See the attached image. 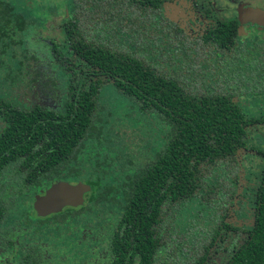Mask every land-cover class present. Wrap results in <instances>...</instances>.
I'll list each match as a JSON object with an SVG mask.
<instances>
[{
	"label": "trees",
	"instance_id": "trees-1",
	"mask_svg": "<svg viewBox=\"0 0 264 264\" xmlns=\"http://www.w3.org/2000/svg\"><path fill=\"white\" fill-rule=\"evenodd\" d=\"M34 1L0 0V82L25 106L0 100V224L23 222L30 241L74 251L67 264H84L83 244L96 246L98 264H204L217 237L235 229L225 220L236 152L247 125L264 122L234 101L264 92L257 58L235 46V22L189 38L162 0H65L64 37L88 67L74 87L75 73L53 64L58 44L49 39L39 56L27 40L59 0L45 3L43 17ZM106 88L117 101H102ZM59 179L89 184L85 203L36 217L32 196ZM189 204L185 227L174 228ZM244 233L224 264H264V164ZM26 249L23 264H46L40 246Z\"/></svg>",
	"mask_w": 264,
	"mask_h": 264
},
{
	"label": "rangeland",
	"instance_id": "rangeland-1",
	"mask_svg": "<svg viewBox=\"0 0 264 264\" xmlns=\"http://www.w3.org/2000/svg\"><path fill=\"white\" fill-rule=\"evenodd\" d=\"M49 1L50 0H37L33 2L34 6L38 3V5L43 3V9H39V7H37L39 10L37 13L39 15L41 14V17L46 15V13L48 14L45 3ZM53 1L57 2L58 0ZM59 1L56 3L58 9L53 12V14L57 15L54 16L52 14L51 16H47V20L43 23L37 22V24L32 27L27 40L30 41L31 45L41 47L38 50L40 56L41 50L44 47L47 48L49 45L48 40L53 39L58 44L59 52L61 53V56L58 58V61H56L57 63H55V65L60 63L59 68L62 69H65L66 66L67 70H65L68 74L70 70H72L75 73L73 84L76 85L77 81L88 67L85 63L78 60L68 47V43L64 37L62 29V23L69 18V12L67 6L65 5V0ZM174 1L175 0H167L165 3L167 12H170V9L174 8ZM257 2L259 1H255L254 3ZM29 5L31 4L29 3ZM171 12L174 13V18H177L176 12L172 11V9ZM181 12H184L186 15L185 22L188 23L185 24H190V26L194 28L201 25H207L206 21H208L209 26L213 25L216 18H222L219 15L220 13L217 16L213 13V10L211 9V1L209 0L195 1L188 9H181ZM208 12L209 15H206ZM181 17L182 16H180L178 12V18L176 20L179 23L184 22L180 19ZM14 90L6 87L0 82V100L9 103L11 106L16 105L20 107L21 104L17 101V91L15 92ZM102 96V101L104 100L106 102L117 101L118 98L111 88H106L103 91ZM236 103L240 107V110L246 119L253 118L261 120L264 118V95L259 97H241L236 99ZM116 115L119 116V114L111 113V116L115 117ZM122 123H129V118H123ZM120 130H124L122 126H120ZM246 133L247 140L245 147L239 149L237 152L240 168L239 186L236 191L233 205L229 209V214L226 218V222L232 225L235 229H230L221 233V235L214 242L215 244L211 248L209 256L204 264H223L224 260H226L231 251L238 247V245L244 240L246 236L244 233L245 230H248L252 226L255 191L259 185L261 170L264 164V155L261 154L264 153V122H256L253 125L248 126L246 128ZM194 207L195 204H189L188 209H183L178 216V219L173 223V227L177 229L185 227V219L189 217V214ZM240 229L244 232L239 231ZM8 232L10 233V231ZM14 240L15 242H13L10 246L2 244L3 246H1V248H4V251L0 250V254L3 255L6 253L8 259L1 264H14L17 256L16 243L25 244L29 241V237H26L25 235H18ZM34 242L36 245L44 248L48 264H67L65 262V255L67 256V259L70 255L64 251L65 248L62 244L57 243L55 245H49L47 242H43L38 239H35ZM80 248H84V246ZM47 249H52L49 255L47 253ZM93 249L94 247L91 248V250Z\"/></svg>",
	"mask_w": 264,
	"mask_h": 264
},
{
	"label": "flooded vegetation",
	"instance_id": "flooded-vegetation-1",
	"mask_svg": "<svg viewBox=\"0 0 264 264\" xmlns=\"http://www.w3.org/2000/svg\"><path fill=\"white\" fill-rule=\"evenodd\" d=\"M195 1H198V0H175L173 2L174 8H171V9H172V11L176 12L177 18H178V12H179L180 16H182L180 19L182 21H184L182 23L181 22L179 23L176 20L177 18H174L175 15H174V13L171 12V9H170V12L166 11L165 3L167 2V0H162L161 12L169 21H173L175 24H177V26L179 28H181L183 30V32L189 38H194V37H196V35H200V34L206 32L208 30L214 29L219 23H222V22H225V21H233V22H235V31H236V34H237V41L235 42V46L244 45L246 48L250 49V51L252 52L253 57L257 58L258 63H259V70L263 73V77H260L259 80L256 81L255 86L257 87L256 89H258V90H264V0H209V1H211V9L213 10V13L216 16L220 13L219 15L222 18H216V20L214 21L213 25L209 26L208 21H206L207 25H205V26L201 25V26H198V27L194 28V27L190 26V24H185V23H188V22H185L186 21V15L184 14V12H181V9H184V10L188 9L189 7H191V5H193V2H195ZM255 1H259V2L254 3ZM177 10H178V12H177ZM206 15H209V12L206 13ZM68 16L70 18L71 17V13H69ZM71 52L73 53L72 50H71ZM73 55L78 60L82 61L74 53H73ZM82 62L85 63L84 61H82ZM53 64L55 65V63H53ZM70 71H72V70H70ZM74 76H75V74H74ZM75 86L76 85H74V87ZM14 91L16 92V90H14ZM16 93L18 95L17 101L20 103L21 102L20 101L21 92L17 91ZM262 95H264V92L263 93L246 94V95H244V97H259V96H262ZM234 101L236 103V99H234ZM3 102H5V101H3ZM11 107H15V108L21 109V108H24L25 106H23L21 104L20 107H18L16 105L15 106H11ZM2 123L3 122L0 119V126H2L1 125ZM253 124L254 123H252L250 125H247V127L251 126ZM246 135H247V133H246ZM240 149H242V148H240ZM237 152H236V156H237ZM237 160H238V158H237ZM238 166H239V161H238ZM239 171H240V168L238 167V183H237V186H236V189H235V193H234V196H233L232 205H233V202H234L236 191H237L238 186H239ZM58 181H64V182H67V183L72 184V185H74V184H76L78 182L88 185L89 186V190L87 192L83 193V202L80 205H77V206H64V207L61 208L60 211L49 213V214L44 215V216L37 215L35 210L32 207V203L34 201V197L36 195L43 194L44 191L51 184H53L55 182H58ZM90 191H91L90 185L85 183L83 180L82 181L81 180L68 181V180L59 179V180H56V181H53V182L49 183L48 186H46L39 193L34 194L32 196V199L30 200L29 203H30L31 210H32L33 214L36 217H38V218H46V217H49L51 215L57 214V213L63 211L64 209H66V208H78V207L82 206L85 203L87 195L90 193ZM232 205H231V207H232ZM8 219L9 218L6 219L5 223L0 224V250L4 251V248H1V246H3L2 244H5L6 246H10L13 242H15L14 239L18 235H25L26 237L28 236L29 237V241L27 243H25V244L16 243L17 256L15 258L14 264H23L24 263L23 256H25L26 254L29 253V250L26 249V246L28 244H30V243H33V244L36 245V243L34 241H30L31 240L30 236L26 233V231H25L26 228L24 227L25 224L23 222L16 223L17 220L12 222V220H8ZM8 231H10V233ZM103 231H104L103 226L102 225L99 226V233H98L99 237H100V234L103 233ZM8 233H9V235H8ZM98 236H97V239H99ZM214 244H213V246H214ZM83 245H84V248H80V247H82V246H80L79 247L80 250L78 252H86L87 253L88 257L84 261V264H92V263H90V261H92L95 264H98L99 261H100V258H101V254L97 257V259H93L94 255H95L94 252L96 251V246L91 245V244L89 246H87L86 244H83ZM93 247H94V249L91 250V248H93ZM51 250L52 249H47L48 255L51 252ZM35 251H36V253L38 251H40L39 253H40L41 257H43L46 260V264H48V259L46 258L47 255L45 253L44 248L40 247V249H35ZM57 251H60V250H57ZM64 251L66 253H68L69 255H70V253L73 254V252H74L72 250L68 251L67 249H65ZM89 251H91V252H89ZM208 256H209V254L207 255V258H208ZM55 257H57V256H55ZM66 258H67V256L65 255V259ZM7 259L8 258H7V254L6 253H4L3 255L0 254V264L2 262L7 261ZM225 261L226 260H224V262Z\"/></svg>",
	"mask_w": 264,
	"mask_h": 264
},
{
	"label": "water",
	"instance_id": "water-1",
	"mask_svg": "<svg viewBox=\"0 0 264 264\" xmlns=\"http://www.w3.org/2000/svg\"><path fill=\"white\" fill-rule=\"evenodd\" d=\"M88 190L89 186L80 182L72 185L58 181L51 184L43 194L36 195L32 207L39 216L58 212L64 206L80 205L83 202V193Z\"/></svg>",
	"mask_w": 264,
	"mask_h": 264
},
{
	"label": "crops",
	"instance_id": "crops-1",
	"mask_svg": "<svg viewBox=\"0 0 264 264\" xmlns=\"http://www.w3.org/2000/svg\"><path fill=\"white\" fill-rule=\"evenodd\" d=\"M23 1H26V0H23ZM53 15H55V14H53ZM57 15V14H56Z\"/></svg>",
	"mask_w": 264,
	"mask_h": 264
}]
</instances>
